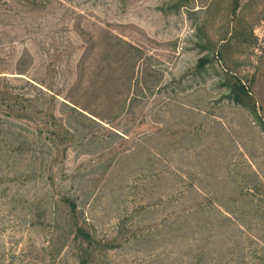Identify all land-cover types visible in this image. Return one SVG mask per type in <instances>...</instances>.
Listing matches in <instances>:
<instances>
[{"label":"rangeland","instance_id":"obj_1","mask_svg":"<svg viewBox=\"0 0 264 264\" xmlns=\"http://www.w3.org/2000/svg\"><path fill=\"white\" fill-rule=\"evenodd\" d=\"M0 264H264V0H0Z\"/></svg>","mask_w":264,"mask_h":264},{"label":"trees","instance_id":"obj_2","mask_svg":"<svg viewBox=\"0 0 264 264\" xmlns=\"http://www.w3.org/2000/svg\"><path fill=\"white\" fill-rule=\"evenodd\" d=\"M248 91L246 90L245 86L240 83L239 80L236 81V83L233 85L232 90H231V95L230 97L235 100L236 102H242V95H248ZM68 202V205L71 207L73 211L76 210L77 205L75 201L66 198L65 199ZM77 235L81 237L82 239L91 242L92 236L90 232H88L85 228L83 227H78L77 228Z\"/></svg>","mask_w":264,"mask_h":264}]
</instances>
